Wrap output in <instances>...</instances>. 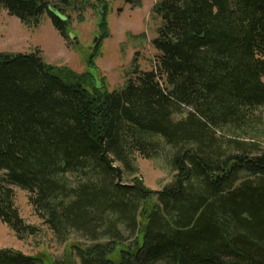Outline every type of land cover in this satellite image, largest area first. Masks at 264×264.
<instances>
[{
    "label": "trees",
    "instance_id": "trees-1",
    "mask_svg": "<svg viewBox=\"0 0 264 264\" xmlns=\"http://www.w3.org/2000/svg\"><path fill=\"white\" fill-rule=\"evenodd\" d=\"M0 8L26 23L46 14L70 36L68 13L47 0ZM152 11L151 67L136 52L118 89L38 49L0 52V219L19 238L38 230L16 185L59 240L90 241L50 264H264V148L236 133L264 107V0H158ZM96 52L87 65L98 73ZM164 148L169 183L122 180L134 154ZM42 263L0 247V264Z\"/></svg>",
    "mask_w": 264,
    "mask_h": 264
},
{
    "label": "rangeland",
    "instance_id": "rangeland-1",
    "mask_svg": "<svg viewBox=\"0 0 264 264\" xmlns=\"http://www.w3.org/2000/svg\"><path fill=\"white\" fill-rule=\"evenodd\" d=\"M47 1L68 13L70 36L67 39L61 36L46 14L40 16L37 22L26 23L0 8V52L38 49L46 62L68 67L78 73L90 71L103 79L109 89H118L124 84L136 52L138 66L141 69L151 67L154 49L150 40L156 35L159 25V19L152 9L158 0H104L108 7L106 37H102L103 7L98 0H68L70 3L64 0ZM142 33L144 36H141ZM95 52L94 62L98 73L87 65L90 54ZM257 114L258 123H254L246 132L236 133L258 139L264 148V107ZM168 151V148H164L158 156L151 158L134 154V171L125 172L122 180L132 182L137 177L147 188L160 189L172 180L175 172L168 162ZM11 187L20 216L38 230L35 234H25L19 238L0 219V247L40 255L42 264H50L58 259L77 260L73 246L90 241L83 242L74 233L65 241L59 240L35 213L28 201V192L16 185Z\"/></svg>",
    "mask_w": 264,
    "mask_h": 264
},
{
    "label": "water",
    "instance_id": "water-1",
    "mask_svg": "<svg viewBox=\"0 0 264 264\" xmlns=\"http://www.w3.org/2000/svg\"><path fill=\"white\" fill-rule=\"evenodd\" d=\"M73 37V36H72Z\"/></svg>",
    "mask_w": 264,
    "mask_h": 264
}]
</instances>
